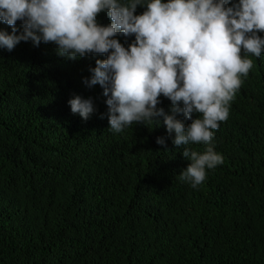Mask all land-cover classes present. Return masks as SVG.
<instances>
[{
	"label": "trees",
	"instance_id": "16d2710c",
	"mask_svg": "<svg viewBox=\"0 0 264 264\" xmlns=\"http://www.w3.org/2000/svg\"><path fill=\"white\" fill-rule=\"evenodd\" d=\"M97 23H111L106 12ZM105 58L69 60L30 41L0 50V264H264V52L248 56L253 67L213 130L223 162L195 188L180 179L181 151L204 145L168 138L165 151L162 123L115 133L99 118L102 89L82 78ZM76 95L93 99L87 120L68 107Z\"/></svg>",
	"mask_w": 264,
	"mask_h": 264
},
{
	"label": "clouds",
	"instance_id": "9594fccd",
	"mask_svg": "<svg viewBox=\"0 0 264 264\" xmlns=\"http://www.w3.org/2000/svg\"><path fill=\"white\" fill-rule=\"evenodd\" d=\"M138 5L145 10L134 15ZM101 12L111 23H97ZM0 23L11 28L0 30V50L30 41L33 47L52 43L69 60L106 54L82 78L87 88L102 89L107 111L99 118L106 116L115 133L134 123H162L167 136L155 143L165 151L168 138L174 148L204 145L203 152L181 151L189 163L180 179L194 188L206 169L223 162L213 130L228 118L253 67L248 56L264 52V0H0ZM117 35L134 40L125 48ZM161 96L170 101L167 113L158 107ZM67 104L82 120L96 111L91 97L76 95Z\"/></svg>",
	"mask_w": 264,
	"mask_h": 264
},
{
	"label": "bare ground",
	"instance_id": "6f19581e",
	"mask_svg": "<svg viewBox=\"0 0 264 264\" xmlns=\"http://www.w3.org/2000/svg\"><path fill=\"white\" fill-rule=\"evenodd\" d=\"M258 121V120H257ZM260 122V121H259Z\"/></svg>",
	"mask_w": 264,
	"mask_h": 264
}]
</instances>
